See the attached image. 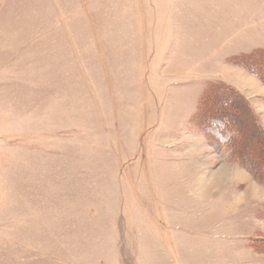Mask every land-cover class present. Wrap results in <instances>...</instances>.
Returning <instances> with one entry per match:
<instances>
[{
  "label": "rangeland",
  "instance_id": "obj_1",
  "mask_svg": "<svg viewBox=\"0 0 264 264\" xmlns=\"http://www.w3.org/2000/svg\"><path fill=\"white\" fill-rule=\"evenodd\" d=\"M260 51L264 0H0V264H264L263 184L192 122Z\"/></svg>",
  "mask_w": 264,
  "mask_h": 264
},
{
  "label": "trees",
  "instance_id": "obj_2",
  "mask_svg": "<svg viewBox=\"0 0 264 264\" xmlns=\"http://www.w3.org/2000/svg\"><path fill=\"white\" fill-rule=\"evenodd\" d=\"M239 58L243 59L237 65L247 68L264 83V52ZM192 122L209 144L219 149L227 146L236 161L264 186V128L244 94L225 83L208 85Z\"/></svg>",
  "mask_w": 264,
  "mask_h": 264
},
{
  "label": "crops",
  "instance_id": "obj_3",
  "mask_svg": "<svg viewBox=\"0 0 264 264\" xmlns=\"http://www.w3.org/2000/svg\"><path fill=\"white\" fill-rule=\"evenodd\" d=\"M224 76L220 80L227 82L242 95L244 94L264 128V85H262L259 78L243 66L232 69L230 74L228 72L224 73ZM225 78H228V81ZM258 87L259 89L263 88L262 93L257 92Z\"/></svg>",
  "mask_w": 264,
  "mask_h": 264
}]
</instances>
